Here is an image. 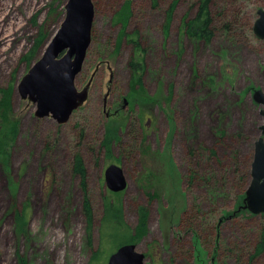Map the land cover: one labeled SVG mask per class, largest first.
Returning a JSON list of instances; mask_svg holds the SVG:
<instances>
[{
  "label": "rangeland",
  "instance_id": "1",
  "mask_svg": "<svg viewBox=\"0 0 264 264\" xmlns=\"http://www.w3.org/2000/svg\"><path fill=\"white\" fill-rule=\"evenodd\" d=\"M126 1L92 0L91 43L74 82L89 84L88 98L58 125L35 118L17 89L59 30L67 0H0V95L12 88L17 121L0 152V264H106L124 245L109 231L134 232L141 209L145 231L130 244L143 264H264V244L254 254L264 213L224 215L245 195L254 144L264 140L263 108L252 99L264 91V41L239 31L216 33L210 44L191 40L182 21L197 0H178L167 29L174 0H129L123 28L115 18ZM249 3L255 17L264 9V0ZM130 39L143 50L137 90L146 106L130 97ZM115 131L106 152L101 142ZM112 164L127 180L116 194L103 176ZM109 202L114 229L105 223Z\"/></svg>",
  "mask_w": 264,
  "mask_h": 264
},
{
  "label": "water",
  "instance_id": "2",
  "mask_svg": "<svg viewBox=\"0 0 264 264\" xmlns=\"http://www.w3.org/2000/svg\"><path fill=\"white\" fill-rule=\"evenodd\" d=\"M94 21L92 0H67L65 18L41 57L32 65L18 85V95L36 106L35 118L50 117L58 125L66 124L88 98L89 84L78 90L75 78L80 74L91 43ZM252 33L264 41V9L258 10ZM255 104L262 106L264 136V91L252 94ZM127 106V101L124 100ZM106 188L116 194L127 189L121 167L109 165L104 170ZM245 208L254 215L264 213V140L254 144L250 166V183L245 191ZM145 256L133 244H124L109 255L106 264H143Z\"/></svg>",
  "mask_w": 264,
  "mask_h": 264
},
{
  "label": "trees",
  "instance_id": "3",
  "mask_svg": "<svg viewBox=\"0 0 264 264\" xmlns=\"http://www.w3.org/2000/svg\"><path fill=\"white\" fill-rule=\"evenodd\" d=\"M157 1V0H153ZM178 0L172 1L167 11L166 26L164 29L168 28V23L171 19V14L173 9L176 6ZM250 0H197L194 5H192L188 12L189 15H186L182 21V28L184 34L193 41L203 42L210 44L212 39L215 37L216 33H221L222 35L234 34L236 31L240 33H248L251 35L252 26L255 20L254 11L252 10V15L249 14ZM130 1L127 0L120 10L117 13L115 20L122 24L123 28L128 20L129 16ZM192 12V14H191ZM253 34V33H252ZM121 33L120 36H122ZM121 37L119 38V40ZM134 47L135 57L129 61L128 67L132 74V82L130 84V97H133V101L138 106H146L149 104V100H146L143 94H139L137 88H141V79L142 71L144 67V57L142 56L143 50L139 42L130 39L129 40ZM12 89V88H11ZM11 89L7 91H1L0 95V152L1 149H6V146L10 145L13 141V137L16 135L17 131V121L10 119V104H11ZM142 119V118H140ZM117 140L116 131L113 134H105L103 141L101 142V147L106 148V152L109 151L111 145ZM118 141V140H117ZM74 169L76 173L84 179L85 173L83 169V163L81 158H76L74 161ZM192 179V177H191ZM237 208L233 212H227L224 215L228 218H232L236 215L245 216L249 214L250 216L254 215L245 208V195L242 194L238 197ZM87 206V204L85 203ZM87 210V209H86ZM88 211V210H87ZM18 221H22L20 215H16ZM25 219H23L22 223ZM118 220L117 210L114 209V206H111L109 202L106 205V218L105 223L109 225L112 229L115 228L113 222ZM223 218L218 220L216 229L222 223ZM147 216L144 210L139 211L138 215V226L132 231H116L110 230L109 236L113 239H123L122 244H130L134 241L136 237L141 236L140 234L145 231ZM22 230H20L21 232ZM120 234H119V233ZM127 239V241H125ZM125 242V243H124ZM263 244L259 243L254 246V254H259L263 248ZM216 253V251H213ZM254 257V255H253Z\"/></svg>",
  "mask_w": 264,
  "mask_h": 264
}]
</instances>
